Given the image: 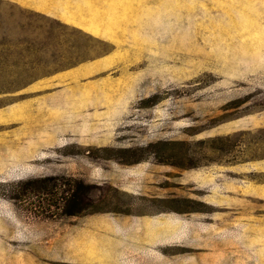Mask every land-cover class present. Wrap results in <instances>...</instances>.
Returning <instances> with one entry per match:
<instances>
[{
    "label": "rangeland",
    "instance_id": "1",
    "mask_svg": "<svg viewBox=\"0 0 264 264\" xmlns=\"http://www.w3.org/2000/svg\"><path fill=\"white\" fill-rule=\"evenodd\" d=\"M2 40L0 264H264V0H0Z\"/></svg>",
    "mask_w": 264,
    "mask_h": 264
},
{
    "label": "trees",
    "instance_id": "2",
    "mask_svg": "<svg viewBox=\"0 0 264 264\" xmlns=\"http://www.w3.org/2000/svg\"><path fill=\"white\" fill-rule=\"evenodd\" d=\"M27 45L31 46V44H29V43ZM21 46H22V43H19V44H17L15 46V48L17 47L20 50V54H21V55L19 54L20 58H18V60H16L15 63L10 64V65L8 64L9 66H7L5 68V72H7L9 74V82H7V86L5 88H2L1 91L10 92V91L14 90L15 87H16V86L14 87V85H16V83L14 82V79L17 78L18 76H21L22 73H25L28 70V68H31V67H28V66H30V63L26 62V59L24 58L23 55H28V54L30 55V52H33V54H38V52H40V47H37V49H35L33 51V49L29 50L27 48L20 49ZM0 47L2 49H5L6 51L12 49V46L7 44V43H5L4 40H2L0 42ZM28 58H29V61H31L32 63L40 62L39 59L32 60L31 57H28ZM18 63H20V66H18ZM16 66H18V68ZM17 70H18V72H17ZM44 181H45V179H42V180H30V181H26L25 184H29V185L38 184L37 189H41L42 190V188H44L45 186H44V184H41V183H44ZM79 190L80 189H78V192H79ZM75 192H77V191L72 189V190L68 191V194H66V195L63 194V196H62L63 202L68 201V200H70L72 203H74V201L78 202L79 200H75L74 199V193ZM41 198H42V194H38L36 196V199L38 201ZM71 207H73V206H71ZM71 207H70V210L66 211V213H65L66 216H77V215L80 214V210H74V208L71 209Z\"/></svg>",
    "mask_w": 264,
    "mask_h": 264
},
{
    "label": "crops",
    "instance_id": "3",
    "mask_svg": "<svg viewBox=\"0 0 264 264\" xmlns=\"http://www.w3.org/2000/svg\"><path fill=\"white\" fill-rule=\"evenodd\" d=\"M254 191L251 192L250 196L254 198L255 201L264 202V181L260 182L259 185L252 186Z\"/></svg>",
    "mask_w": 264,
    "mask_h": 264
}]
</instances>
